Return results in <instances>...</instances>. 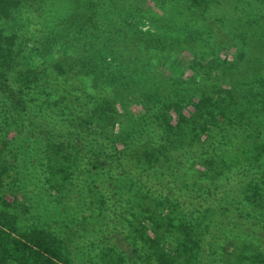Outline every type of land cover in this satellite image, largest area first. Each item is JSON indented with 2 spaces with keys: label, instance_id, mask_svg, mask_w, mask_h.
<instances>
[{
  "label": "trees",
  "instance_id": "obj_1",
  "mask_svg": "<svg viewBox=\"0 0 264 264\" xmlns=\"http://www.w3.org/2000/svg\"><path fill=\"white\" fill-rule=\"evenodd\" d=\"M137 1L0 0V264H264V0ZM47 180L83 259L18 211Z\"/></svg>",
  "mask_w": 264,
  "mask_h": 264
},
{
  "label": "rangeland",
  "instance_id": "obj_2",
  "mask_svg": "<svg viewBox=\"0 0 264 264\" xmlns=\"http://www.w3.org/2000/svg\"><path fill=\"white\" fill-rule=\"evenodd\" d=\"M146 4L147 3L143 4V2L137 1L136 5L138 8H140V11L143 12L142 8ZM153 4L154 3L151 0L149 1V4L146 5L148 8V18L155 15V11L152 9ZM91 11L92 9L88 10L86 13L91 16ZM175 16L176 15L172 13V18L170 19L176 27L186 25V22H183L182 18H176ZM137 18L144 17H141L140 15ZM139 26L143 27V24L140 23ZM143 28L146 29V26ZM184 32L185 31L183 29L172 30L171 35L174 42L184 38ZM72 47L74 48V46ZM181 59L186 65L193 63L192 61L194 60L186 52L181 54ZM26 182L22 180L23 186L26 185ZM47 183L48 184L46 187H41L40 185L38 189H34V183H29L31 187L28 190V197L25 201H22L25 206L20 207L18 211L23 215L30 214L29 228L44 227L50 232V235L52 234V236L58 238L61 236L64 241H67V244L72 245L73 248L77 249L76 253L80 251L75 258L83 259V257H80L79 255L81 254L82 249H84V243L85 246H89L96 240L101 241L103 237L98 240V234L96 232L99 229L94 225H92V232L86 236L83 234V232L81 233L79 231V223L75 224L73 220V214L77 211V209L74 208L71 203V201L75 198V193L72 191L74 188L69 180H47ZM65 198H69L70 201ZM19 200L21 201L22 199L20 198ZM79 219L80 216L77 218V220ZM35 220H37L36 223ZM91 233L93 235H91ZM164 247L167 251L171 252V248L169 246L164 245Z\"/></svg>",
  "mask_w": 264,
  "mask_h": 264
}]
</instances>
